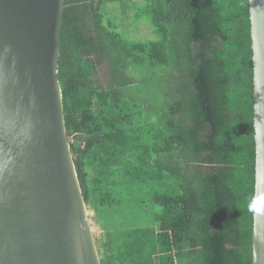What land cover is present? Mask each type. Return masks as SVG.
Wrapping results in <instances>:
<instances>
[{
  "label": "trees",
  "instance_id": "16d2710c",
  "mask_svg": "<svg viewBox=\"0 0 264 264\" xmlns=\"http://www.w3.org/2000/svg\"><path fill=\"white\" fill-rule=\"evenodd\" d=\"M106 1L66 0L60 63L83 194L117 185L118 197L143 196L95 211L101 263L253 264L249 1L144 0L134 18L148 16L158 37L147 43L106 20ZM139 82L148 88L135 99Z\"/></svg>",
  "mask_w": 264,
  "mask_h": 264
},
{
  "label": "water",
  "instance_id": "95a60500",
  "mask_svg": "<svg viewBox=\"0 0 264 264\" xmlns=\"http://www.w3.org/2000/svg\"><path fill=\"white\" fill-rule=\"evenodd\" d=\"M248 1L255 68L253 264H264V242L257 238L264 237V0ZM66 8V0H0V264H102L90 224L96 212L87 210L65 121ZM6 114L30 122L25 142L5 134Z\"/></svg>",
  "mask_w": 264,
  "mask_h": 264
},
{
  "label": "rangeland",
  "instance_id": "374dc122",
  "mask_svg": "<svg viewBox=\"0 0 264 264\" xmlns=\"http://www.w3.org/2000/svg\"><path fill=\"white\" fill-rule=\"evenodd\" d=\"M142 7H145L144 0H114L109 1L104 5L103 10L106 14V20L112 21L114 24L119 25L120 32L125 38L138 42L147 43L156 41L158 39L148 16H144L142 19H135L136 12ZM110 64L108 61H103L100 67V74L98 80L100 85L104 88L107 87L110 81ZM147 89V83L139 82L135 84L130 90L135 99L143 97L141 89ZM162 95V94H161ZM72 138H70V141ZM117 185L104 186V191L101 193L94 194V192L87 191L85 195V202L88 212L97 211L103 208H110L116 206H122L127 204L142 203V195H131L118 197L116 192ZM119 191V188H118ZM90 224L93 230L94 239L96 245L102 238L103 231L100 229L98 219L95 215L90 216Z\"/></svg>",
  "mask_w": 264,
  "mask_h": 264
},
{
  "label": "clouds",
  "instance_id": "9594fccd",
  "mask_svg": "<svg viewBox=\"0 0 264 264\" xmlns=\"http://www.w3.org/2000/svg\"><path fill=\"white\" fill-rule=\"evenodd\" d=\"M5 52H7V49H5ZM259 107V105L256 106L257 109H259ZM2 126L6 135L10 132H15L14 139L18 143H23L29 138L31 125L26 118H18L15 115L6 114ZM5 156L6 158L3 161V166L7 167V165L10 163L11 157L8 156L7 153H5ZM254 199L255 197H249L245 202L246 208L249 212H252V203ZM256 211L259 212L260 209H257ZM257 238L261 242H264V237Z\"/></svg>",
  "mask_w": 264,
  "mask_h": 264
}]
</instances>
